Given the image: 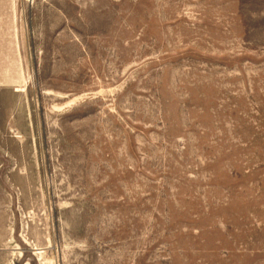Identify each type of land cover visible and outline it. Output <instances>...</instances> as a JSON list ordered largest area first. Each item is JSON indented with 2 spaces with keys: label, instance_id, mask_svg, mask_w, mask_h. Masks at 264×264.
Wrapping results in <instances>:
<instances>
[{
  "label": "rangeland",
  "instance_id": "rangeland-1",
  "mask_svg": "<svg viewBox=\"0 0 264 264\" xmlns=\"http://www.w3.org/2000/svg\"><path fill=\"white\" fill-rule=\"evenodd\" d=\"M0 264H264V0H0Z\"/></svg>",
  "mask_w": 264,
  "mask_h": 264
}]
</instances>
